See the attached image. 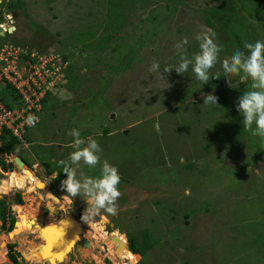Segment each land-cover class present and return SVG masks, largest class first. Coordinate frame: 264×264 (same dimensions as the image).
Masks as SVG:
<instances>
[{"label":"rangeland","instance_id":"rangeland-1","mask_svg":"<svg viewBox=\"0 0 264 264\" xmlns=\"http://www.w3.org/2000/svg\"><path fill=\"white\" fill-rule=\"evenodd\" d=\"M165 1L25 0L13 14L14 33L0 36L38 53L55 49L72 63L37 124L22 135L19 149L26 151L17 154L26 163L25 153L35 157L42 179L43 171L62 170L60 160L68 162L74 150L68 133L77 128L85 140L98 141L101 160L121 176L116 215L101 212L86 224L81 221L86 204L75 197L71 210L89 245L77 240L57 264H129L127 235L141 241L143 231L151 248L135 264H264V148L243 128L236 107L251 81L234 76L230 86L222 76L200 88L191 67L183 76L173 70L166 79L149 72L153 61L161 70L176 64L174 45L184 38L189 55L198 51L195 35L202 28L214 30L221 60L243 50L245 42L264 41V0H167L177 6L168 11ZM213 71H222L219 63ZM9 89L0 85L11 105ZM209 92L218 105L203 104L202 93ZM14 155L0 152L12 164L6 170L0 165V199L12 211L16 197L22 204L33 200L27 219L54 224L71 211L41 195L35 180L43 182L29 168L34 182L26 190L12 185L11 173L21 171ZM81 168L99 175V166ZM54 181L44 182L54 187ZM12 216L15 227L17 212ZM29 226L17 239L1 240L6 259L0 264H42L27 255L43 240ZM11 230H1L0 237Z\"/></svg>","mask_w":264,"mask_h":264},{"label":"clouds","instance_id":"clouds-1","mask_svg":"<svg viewBox=\"0 0 264 264\" xmlns=\"http://www.w3.org/2000/svg\"><path fill=\"white\" fill-rule=\"evenodd\" d=\"M11 33L14 32L11 30ZM215 35L211 28H202L197 32L195 40L198 42V51L191 55L186 47L187 38L176 42L174 47L178 51V62L166 64L161 70L160 63L153 61L149 72L160 79H166V76L173 70L183 76L191 67L194 78L200 82V88L210 79H219L222 76L227 78L230 86V78L234 76H239L242 80H250L251 90L243 92L238 97L236 107L243 117V128L250 131L253 136L259 137L261 140L259 146L264 148V41L245 42L243 50L237 49L230 57L221 60L222 48L216 42ZM218 63L222 71L214 72L213 69ZM202 96L204 105H218V97L213 93H202ZM38 119L35 115H29L25 123L29 127H34ZM68 134L73 137L71 147L74 150L70 153L68 162L65 160L59 162L63 173L66 174V178L63 177L58 182H61L63 191L56 189V184H58L56 181L53 183L54 187L44 182L47 189L60 200L64 197L60 196V193L64 191L72 198L83 199L86 207L81 215V221L86 224L94 221L101 212L116 215L118 200L122 195L119 189L121 182L119 169L107 159L101 160L102 148L97 140L92 138L85 140L77 128L71 129ZM81 164L89 169L99 166V175L96 177L87 175L82 170Z\"/></svg>","mask_w":264,"mask_h":264},{"label":"built area","instance_id":"built-area-1","mask_svg":"<svg viewBox=\"0 0 264 264\" xmlns=\"http://www.w3.org/2000/svg\"><path fill=\"white\" fill-rule=\"evenodd\" d=\"M2 16V31L10 34L8 30L12 28L14 32L16 27L12 11L4 9ZM67 65L68 61H63L58 53H38L29 50L28 46L0 41V85L9 86L15 94L14 105L9 108L1 100L0 91V130L3 127L11 130L22 142V135L29 128L25 123L27 116L35 115L40 119L41 100L48 92H54L64 80ZM56 189L63 191L61 182L56 184Z\"/></svg>","mask_w":264,"mask_h":264},{"label":"trees","instance_id":"trees-1","mask_svg":"<svg viewBox=\"0 0 264 264\" xmlns=\"http://www.w3.org/2000/svg\"><path fill=\"white\" fill-rule=\"evenodd\" d=\"M167 1V0H166ZM166 1H165V4H166ZM219 1V0H218ZM6 2L5 4L6 5H3V3ZM12 2L15 4V6H11L9 3ZM25 2V0H2V2L0 3V21L2 20V12H3V8L5 7H8L11 11H16L17 13V9L19 8H22L23 7V3ZM164 4V5H165ZM172 8H177V6H173V7H170V5L167 3L165 5V9H168L169 10H172ZM212 19L213 17H211L210 19H208V22L211 24L212 23ZM0 41H2L0 39ZM5 41V40H4ZM17 45V44H15ZM19 46H24V45H19ZM29 50H35L34 48L32 49L31 47H28ZM45 54V52H43ZM49 53V52H47ZM51 53H58L61 55V58L63 61H68V57L66 54H61L59 52H56L55 49H52L51 50ZM29 56V53H27V57ZM72 63H69L68 62V65L66 66L65 68V81L66 79L68 78L69 76V68L71 66ZM68 83V82H67ZM66 83V84H67ZM9 88V86H7ZM59 86L57 85L56 86V89L58 88ZM55 89L54 92H48L45 97L41 100V106H42V109H41V112L39 113V116L40 114L42 113V110L44 108V105L46 104L47 100L50 98V96L52 95H55V92L57 91ZM9 93L11 94V97L13 99L12 101V104L9 105L8 103L5 102V97L4 95H1V100L3 101V103L9 107V108H12L13 105H14V102H15V94H13V90L9 89ZM111 112V110H110ZM27 129V128H26ZM25 133V131H24ZM23 133V134H24ZM106 133H109V131L106 130ZM21 146V142L19 141V139L11 132V130L3 127L1 130H0V152L2 154H5V155H9V154H17L18 153V149L19 147ZM0 165H1V168L3 170H6V169H11L12 168V164H6L4 160L0 159ZM66 174L63 173L62 170H59L56 177L54 178L56 183H58ZM27 201L25 204H22L23 201L20 197H16V200H15V205H12L14 207L13 208V211L17 212V222H16V227L11 230L13 227H14V217L12 216V209H11V205L9 202H7L6 198H1L0 199V221H1V225H0V231L3 230V229H6V230H11L7 236H1L0 237V252L2 253V251L4 252L1 256H0V262H3L5 260V250H6V243H4V245L2 246L1 248V240L4 239H17L19 238V236L21 234H25L27 232V228H29V224L26 222V219H27V208H28V204L33 201L31 199V201L29 202L30 198H26ZM29 202V203H28ZM158 203V202H157ZM156 203V204H157ZM173 209V208H172ZM12 211V212H11ZM184 219H186V217H184ZM8 221V223H7ZM22 221H24V224H22ZM30 233V232H29ZM28 233V234H29ZM23 240L21 238L19 244L23 245ZM127 244L128 246H126L127 248V254H128V263L129 264H135L139 257H142L149 248H151V239H150V236L148 234L147 231H143L142 232V240L141 241H138L135 237H131L129 235H127ZM25 246V245H24ZM10 248L12 246H9ZM26 249H23V251L25 252ZM24 255V254H23ZM8 257L10 258V260H12L13 262L16 263V258L12 255V254H8ZM110 258V257H109ZM188 264V262H187Z\"/></svg>","mask_w":264,"mask_h":264},{"label":"bare ground","instance_id":"bare-ground-1","mask_svg":"<svg viewBox=\"0 0 264 264\" xmlns=\"http://www.w3.org/2000/svg\"><path fill=\"white\" fill-rule=\"evenodd\" d=\"M16 165L17 167L21 168V171H14L11 173L14 179L12 185L19 186V189L26 190V186H29L30 181L34 182V179L30 178L29 169L24 164L19 165L18 163H16ZM35 182V185L41 188L42 196H44L46 199L50 198L54 202L61 203L58 196H53L45 188L46 185H44L45 183L43 181L42 182L44 184L40 183L37 180H35ZM63 200L65 199L63 198ZM34 219H26V222L28 224L31 223L32 227L34 228V232H36L37 235H39L41 238L46 239L45 244H43L39 248L36 247V257H39L40 263L42 264L45 260L50 264H57V262L64 261L65 256L71 250L77 240H85L84 245H89V242L81 237L82 226L78 223V219L74 218L68 213L62 214L60 216V219L54 224H51L49 222H41V220L38 221L39 218ZM53 257L58 258V260L53 259Z\"/></svg>","mask_w":264,"mask_h":264},{"label":"crops","instance_id":"crops-1","mask_svg":"<svg viewBox=\"0 0 264 264\" xmlns=\"http://www.w3.org/2000/svg\"><path fill=\"white\" fill-rule=\"evenodd\" d=\"M59 147H61V145H59ZM26 151V148L25 147H22V148H20L19 150H18V153L19 152H25ZM17 156H19L18 154H16ZM15 155V156H16ZM22 160H24L21 156H19ZM24 157H25V159L27 160V162L28 163H26V161H24L25 162V166L27 167V168H29V169H31V170H33L34 171V173H35V175H36V177H37V179L38 180H42L43 182L44 181H46V178H52L53 179V177L54 176H56L57 175V173H58V171L59 170H55V171H53V172H50V173H46L45 171H43V173H45V177L44 178H42V179H40L39 177H38V175H37V173H36V169L37 170H43L42 168H41V165H40V163L35 159V157H33V156H31V155H28L27 153H25V155H24ZM27 164H29L30 165V167L29 166H27ZM48 184V183H47ZM65 192V191H64ZM38 193H40V191L38 192ZM60 196H64L63 198H65V200H60L61 201V203L62 204H60V205H66L68 208H69V210H71V207H72V202H73V200L75 201V198H72L69 194H60ZM65 207V206H64ZM48 208H50L49 206H48ZM62 207H60V209H61ZM84 208H81L80 210L82 211ZM50 210H52L54 213H56L55 211H58V210H55V208H53V209H51L50 208ZM68 212V211H67ZM76 213V212H75ZM75 213H74V211L73 210H71V211H69L68 212V214H70V215H72L73 217H75ZM77 219V218H76Z\"/></svg>","mask_w":264,"mask_h":264},{"label":"flooded vegetation","instance_id":"flooded-vegetation-1","mask_svg":"<svg viewBox=\"0 0 264 264\" xmlns=\"http://www.w3.org/2000/svg\"><path fill=\"white\" fill-rule=\"evenodd\" d=\"M75 218H76V217H75ZM45 241H46V239L43 238L42 242L39 243V244H37L38 246H35V248H33L32 250H30V251L28 252V256H29L30 258H32V259L35 261V263H39V262H40L39 257H36V254H37V253H36V249L39 248V247H41L43 244H45ZM36 247H37V248H36ZM53 259L58 260V258H55V257H53Z\"/></svg>","mask_w":264,"mask_h":264},{"label":"water","instance_id":"water-1","mask_svg":"<svg viewBox=\"0 0 264 264\" xmlns=\"http://www.w3.org/2000/svg\"><path fill=\"white\" fill-rule=\"evenodd\" d=\"M12 13L14 14V16H16V12L15 11H12ZM11 31V28H9V30H8V32H10ZM5 35V33L2 31V29H1V26H0V36H4ZM112 116H113V113H112ZM13 159H14V161H15V163H18L19 165H21V164H25V162H24V160H22L19 156H15L14 155V157H13ZM13 205H15V204H13ZM12 207H14V206H12ZM56 213H58L57 211H55ZM22 224H24V221H22ZM15 227H16V224H15ZM14 227V228H15ZM82 242L83 243H85V240H82ZM128 246V245H127ZM128 248V247H127Z\"/></svg>","mask_w":264,"mask_h":264}]
</instances>
